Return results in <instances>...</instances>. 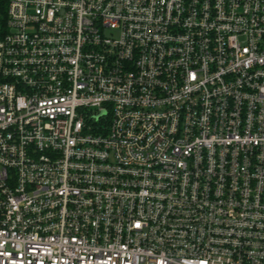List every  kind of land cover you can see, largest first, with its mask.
Here are the masks:
<instances>
[{
	"label": "built area",
	"instance_id": "2783aa9c",
	"mask_svg": "<svg viewBox=\"0 0 264 264\" xmlns=\"http://www.w3.org/2000/svg\"><path fill=\"white\" fill-rule=\"evenodd\" d=\"M0 264H264V0H6Z\"/></svg>",
	"mask_w": 264,
	"mask_h": 264
},
{
	"label": "trees",
	"instance_id": "16d2710c",
	"mask_svg": "<svg viewBox=\"0 0 264 264\" xmlns=\"http://www.w3.org/2000/svg\"><path fill=\"white\" fill-rule=\"evenodd\" d=\"M6 0H0V19L4 21V15H5V7H6Z\"/></svg>",
	"mask_w": 264,
	"mask_h": 264
}]
</instances>
